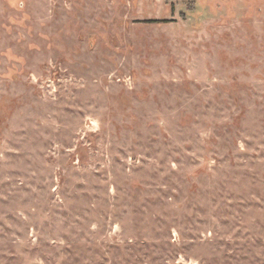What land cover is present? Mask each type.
Here are the masks:
<instances>
[{"label":"rangeland","instance_id":"rangeland-1","mask_svg":"<svg viewBox=\"0 0 264 264\" xmlns=\"http://www.w3.org/2000/svg\"><path fill=\"white\" fill-rule=\"evenodd\" d=\"M0 264H264V0H0Z\"/></svg>","mask_w":264,"mask_h":264}]
</instances>
